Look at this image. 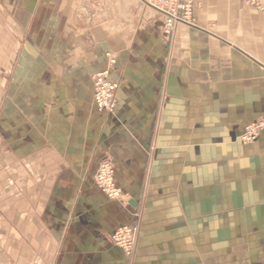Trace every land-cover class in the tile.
I'll list each match as a JSON object with an SVG mask.
<instances>
[{
    "label": "crops",
    "instance_id": "0c3cea01",
    "mask_svg": "<svg viewBox=\"0 0 264 264\" xmlns=\"http://www.w3.org/2000/svg\"><path fill=\"white\" fill-rule=\"evenodd\" d=\"M194 1L235 8L232 23L244 34L178 26L168 45L160 30L138 31L110 76L116 109L99 115L90 76L105 58L91 29L82 32L98 0H0L9 88L18 69L33 68L17 53L41 56L40 79L52 55L61 93L40 127L28 120L29 98L14 95L5 108L3 131L13 138L0 145V264H264V133L240 140L264 113V15L245 16L238 0ZM122 35L114 34L117 45ZM17 39L26 40L19 50ZM4 107L0 98V119ZM18 117L23 130L13 125ZM104 156L129 205L93 186ZM136 209L129 257L110 236L135 223Z\"/></svg>",
    "mask_w": 264,
    "mask_h": 264
},
{
    "label": "rangeland",
    "instance_id": "374dc122",
    "mask_svg": "<svg viewBox=\"0 0 264 264\" xmlns=\"http://www.w3.org/2000/svg\"><path fill=\"white\" fill-rule=\"evenodd\" d=\"M238 2L240 3L243 11L246 13L245 16H249V13L255 15H264V11L260 9V6L264 5V0H255V5H249L248 0H238ZM105 3L108 5L105 6ZM226 7L227 6H217L205 8L202 7L199 2L193 0L192 16L189 23L177 24L173 31H171L168 35H164V17L149 7L145 0H98L97 14L94 24H87V29L82 31L85 36L88 37V34H90L88 30L91 29V46L97 45V47L101 50L103 57L105 58L104 68L100 70L98 68V70H95V72L90 76L91 85L93 75L101 71H107V80L117 85L116 82L110 79L111 73L116 65L117 57H119V55L123 53L125 49L129 48V44H131L130 42L134 41L138 31L147 28L155 31L160 30V32L165 37L164 40L167 41L168 45L170 44L171 38L178 26H187L213 36H217V33H222L224 31L229 32L237 29V31L242 32L241 34L243 35L246 29H239L238 27L236 28L232 23L233 20H235V18L238 16V14L235 12L236 9L232 7ZM247 19L248 17H246V20ZM112 28L114 29V32L111 30ZM120 28H123L124 30H120ZM106 30L112 32V38L111 36L109 37L106 35ZM122 31L123 35L122 38H120L121 42L117 45L115 43L114 34L121 33ZM223 35L224 34L222 33L221 36ZM226 35L227 34L224 36ZM25 41V39H17L18 50L25 43ZM221 41L226 45H232V40L227 37H222ZM111 56H113L115 63H112V59L110 58ZM16 57L18 61L19 59H23V61L28 59L33 68L32 70L18 69L16 77H14L16 78V84L11 88H9V82L12 81L10 78L11 75L8 73V71H4L3 69L0 71V98L2 107L5 105L4 113L1 111L2 114L0 119L2 128L0 130V145L2 148L5 147L8 142H10V137L13 138V136L8 135V131H3L4 128L9 126L8 122L10 119L7 118L8 113L5 112V108L7 109L9 107L10 98H14V95H16V100H19V98H22V100H24V98H29V100H32V105L34 107L33 115H35V118H33V120H28L33 121L35 126L40 127L42 124H46V116L48 111L50 114L51 107H55V103L57 101L56 98H58V92L61 94L59 85L57 84L58 78L57 71L55 70V56L50 55L49 60L50 62H53L49 63L47 74H44V78L42 79H40V71H36L37 66L41 64L42 61L40 55L28 57L27 55L17 53ZM31 84L33 86H31ZM12 104L14 108L18 110V112L24 111L23 104L17 102H12ZM13 121H15V124L13 125H16L17 128L21 130L24 123L26 122V119L18 117L15 120L12 119V122ZM255 122H257L256 129H259L261 126L264 127V113L255 118L253 121L246 123L242 127L240 132V140L242 139V142L244 140L243 137L245 138V134L248 132V128L255 125ZM23 129L24 128H22V130ZM20 132L22 135H16V141L18 142H22L26 138V135L22 133L23 131ZM262 134L256 136L255 140H245L244 144L255 142L260 136H262ZM93 186L95 187L94 184ZM99 194L101 193L99 192ZM121 200H124L126 204L129 205L128 199H119V201ZM134 217L135 223L133 224L137 223L139 225V211L137 209L135 210ZM132 254L129 257H131Z\"/></svg>",
    "mask_w": 264,
    "mask_h": 264
},
{
    "label": "built area",
    "instance_id": "2783aa9c",
    "mask_svg": "<svg viewBox=\"0 0 264 264\" xmlns=\"http://www.w3.org/2000/svg\"><path fill=\"white\" fill-rule=\"evenodd\" d=\"M147 5L164 17V35L174 30L177 24L189 23L192 16L193 0H145ZM249 5H255V0H248ZM264 11V5L260 6ZM110 55V54H108ZM115 63L113 56L110 57ZM117 85L107 80V71L97 72L92 77V101L97 114L111 115L116 109L115 94ZM255 125L248 128L243 137L245 140H255L256 136L264 133V127L256 129ZM253 134V135H252ZM115 167L111 159L104 156L97 164L93 184L96 189L110 202H119L120 188L115 184ZM139 225L120 226L110 236V241L122 252L130 256L135 249Z\"/></svg>",
    "mask_w": 264,
    "mask_h": 264
},
{
    "label": "bare ground",
    "instance_id": "6f19581e",
    "mask_svg": "<svg viewBox=\"0 0 264 264\" xmlns=\"http://www.w3.org/2000/svg\"><path fill=\"white\" fill-rule=\"evenodd\" d=\"M241 141H242V139H241ZM242 143H244V142H242ZM120 190H121V189H120ZM119 194H120V196L122 197V191H120V193H119Z\"/></svg>",
    "mask_w": 264,
    "mask_h": 264
},
{
    "label": "water",
    "instance_id": "95a60500",
    "mask_svg": "<svg viewBox=\"0 0 264 264\" xmlns=\"http://www.w3.org/2000/svg\"><path fill=\"white\" fill-rule=\"evenodd\" d=\"M240 141V140H239Z\"/></svg>",
    "mask_w": 264,
    "mask_h": 264
}]
</instances>
